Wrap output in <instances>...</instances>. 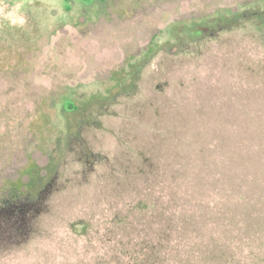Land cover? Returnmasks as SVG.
<instances>
[{
  "label": "rangeland",
  "instance_id": "rangeland-1",
  "mask_svg": "<svg viewBox=\"0 0 264 264\" xmlns=\"http://www.w3.org/2000/svg\"><path fill=\"white\" fill-rule=\"evenodd\" d=\"M14 193L0 264H264V0H0Z\"/></svg>",
  "mask_w": 264,
  "mask_h": 264
},
{
  "label": "trees",
  "instance_id": "trees-1",
  "mask_svg": "<svg viewBox=\"0 0 264 264\" xmlns=\"http://www.w3.org/2000/svg\"><path fill=\"white\" fill-rule=\"evenodd\" d=\"M262 20H259V22H262ZM262 31V30H261ZM202 34V33H201ZM148 52L145 53V56H151L149 51V48L147 50ZM67 108L65 109L66 111H72L76 110L77 106L74 104H71L68 102ZM41 168H39L36 164H28L25 169V174L28 176V180L24 182H16L12 181L8 184L12 188L13 191L16 193L21 191V193L26 194L32 193L34 190L33 189H40V172ZM40 191V190H39ZM12 194L9 200H0V211L3 209V216L0 218V240L5 241L9 240L18 234H23L28 228V214H29V209L27 204L22 205L19 207H15L12 202V198H16L18 194ZM31 195V194H30ZM147 264V263H146Z\"/></svg>",
  "mask_w": 264,
  "mask_h": 264
},
{
  "label": "flooded vegetation",
  "instance_id": "flooded-vegetation-1",
  "mask_svg": "<svg viewBox=\"0 0 264 264\" xmlns=\"http://www.w3.org/2000/svg\"><path fill=\"white\" fill-rule=\"evenodd\" d=\"M20 197V195H18V196H16V198H12V203H13V205L17 208V207H19V206H21V205H19L18 204V199H20L19 198ZM3 209H1V211H0V218L3 216ZM23 234H24V232H23Z\"/></svg>",
  "mask_w": 264,
  "mask_h": 264
}]
</instances>
